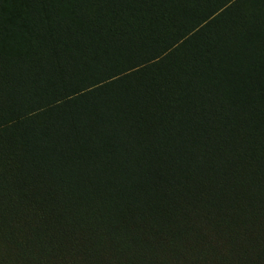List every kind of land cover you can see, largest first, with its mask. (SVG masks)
Here are the masks:
<instances>
[{
  "label": "trees",
  "instance_id": "trees-1",
  "mask_svg": "<svg viewBox=\"0 0 264 264\" xmlns=\"http://www.w3.org/2000/svg\"><path fill=\"white\" fill-rule=\"evenodd\" d=\"M251 1L0 0V262L264 264L262 246L238 245L264 225V2ZM28 28L25 49L12 39ZM178 184L207 210L233 193L225 253L185 222L166 194Z\"/></svg>",
  "mask_w": 264,
  "mask_h": 264
},
{
  "label": "rangeland",
  "instance_id": "rangeland-1",
  "mask_svg": "<svg viewBox=\"0 0 264 264\" xmlns=\"http://www.w3.org/2000/svg\"><path fill=\"white\" fill-rule=\"evenodd\" d=\"M221 1L223 4L228 2L229 0H217ZM261 2H264V0H259ZM251 0H244L242 4H240L241 9H246L250 6ZM253 5V3H252ZM7 6L11 9V13L9 16L15 18L18 21L24 22V10L23 8L16 3H7ZM7 7V8H8ZM262 7V5H260ZM3 13H7L6 9L3 8ZM259 13V10H258ZM12 41L19 47H33L35 46L34 38L31 34V29H26L25 32H17L13 35ZM10 49H12V44L9 46ZM259 49H261L259 47ZM262 52V51H261ZM243 70V69H240ZM247 86H250L249 81H247ZM264 157V153H263ZM253 164L251 162H247L244 164L243 167H236V169L230 171L228 175L231 177H242L250 175L249 173L244 170V168L252 167ZM256 167V166H255ZM261 173L260 171L253 172L252 174L258 178L257 185L264 187V170ZM158 180V179H157ZM168 187L167 189V195L169 198L172 199L173 204L175 203L176 206L180 208V214L184 216L185 222L194 225L195 227H198L200 231L203 234L204 240H207L209 243L219 246L220 249L226 248V244H228V240L226 239L227 233L225 230V227L221 224L220 218L224 217L226 213V206H229L231 201L233 200V193L226 196L224 199H220L218 203L213 207V209H206L204 207L203 202V190L199 187L193 186V185H185V184H178L175 186ZM38 191V190H37ZM35 192V191H33ZM238 194L240 193V199L242 201L247 200L245 194H251L248 192H245L244 190L240 189ZM245 193V194H244ZM35 196V195H34ZM34 196H28V193L24 191H17L14 194V197H20L23 204H24V210L29 214V216H33L34 211L32 210V206L35 205V198ZM29 197V198H28ZM222 205V207H220ZM220 207V208H219ZM168 208V207H167ZM222 209V210H220ZM165 211V210H163ZM166 213V212H165ZM34 218V217H33ZM23 221H17L16 225L13 227H10L16 236H21V231ZM16 227H18L16 229ZM167 234H161L158 236L157 239L161 238V242L168 239ZM240 238L238 245L241 247H247L249 244L254 243L262 246L264 248V225H260L255 230L246 228L240 230ZM5 245L0 243V251H4ZM226 251L222 250V253H225ZM3 255V252L0 253ZM65 259H67L63 264H70L73 258L69 254H65ZM56 261H48L46 263L49 264H58L55 263ZM0 264H13L12 262H9L5 260L2 257V261Z\"/></svg>",
  "mask_w": 264,
  "mask_h": 264
}]
</instances>
